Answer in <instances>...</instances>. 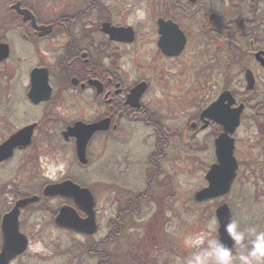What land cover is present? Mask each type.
<instances>
[{"label":"flooded vegetation","instance_id":"obj_1","mask_svg":"<svg viewBox=\"0 0 264 264\" xmlns=\"http://www.w3.org/2000/svg\"><path fill=\"white\" fill-rule=\"evenodd\" d=\"M18 1L22 9L32 12L37 25L25 22L10 8L11 4L5 6V16L12 14L13 19L20 20L16 22L18 25H0V44L8 45L9 50V55L0 61V146L25 128L33 126V130L30 144L16 147L11 158L0 162V168L22 154L17 172L30 174V179L25 178L27 183L35 182L39 179L40 152L56 154L57 143L62 145L64 142L73 144L77 153L76 139H65L64 132L79 122L95 124L104 120H109V129L94 134L87 148V158L95 138L100 141L126 139L133 135L131 128L134 130L136 124H141L153 133L155 152L151 154L150 163L157 164V173H162L165 158L166 164L169 163L170 152L178 153L176 164L179 159L183 160L187 144L199 142L201 133L207 134L204 142L208 141L211 146L216 163V140L225 130L215 118L220 120L225 117L227 121L232 116V110L241 107L240 126L233 135L235 156L238 134L244 128L249 135L243 136L248 142L246 153L253 157L246 169L258 180L254 184L255 200L260 202L264 197V183L260 182L264 178V0H130L126 4L130 10L144 6L164 11L153 26L156 38H146L140 45H137V32L133 26L117 25L111 21L84 25L83 20L92 13L107 10L103 0H56L55 6L61 13L51 21L43 20L40 11L26 5L23 0L14 2ZM36 1L38 5L43 4L42 0ZM119 3L121 1L118 0ZM9 8L11 11H8ZM158 19L172 21L185 36L186 43L179 55L168 56L159 47L162 35ZM104 23L114 27H132L134 41L127 43L111 39L102 31ZM15 40L23 42L25 48L18 50ZM150 44L153 49L151 53L145 52L143 66L138 69L137 65L136 73L133 69L136 51L142 52ZM35 70H40L38 75L42 81L47 76L51 89L49 93H35V99L50 96L49 100L38 104L30 96ZM56 70L66 74L63 85L56 83ZM15 76L19 77L20 86L14 84ZM58 88L71 96L70 103L82 104L81 114L85 108L94 109L96 114L91 119L81 117L58 122L55 103ZM20 104L25 106L28 115L39 108L42 118L28 120L26 114L21 115ZM214 106L212 114L205 113ZM21 118L26 123L14 130L13 122ZM174 142H178V148ZM53 156H44L47 160L44 164L52 165L55 162ZM238 166L240 171L239 162ZM69 180L76 182L70 177L46 183L40 189ZM155 183L153 179L147 181L146 197L153 195ZM88 188L93 191L91 186ZM42 193L32 195L40 197L38 203L52 200L42 198ZM26 197L30 196L14 198L15 202L6 208L0 204V216L4 210L7 213L16 201ZM66 202L63 206L75 205L71 199ZM30 206L32 204L25 209ZM58 211L55 210V217ZM79 214L87 217L81 211ZM124 216L120 212V222ZM22 227L20 219L21 231ZM2 239L1 234V246ZM99 253L97 258L101 261Z\"/></svg>","mask_w":264,"mask_h":264},{"label":"rangeland","instance_id":"obj_2","mask_svg":"<svg viewBox=\"0 0 264 264\" xmlns=\"http://www.w3.org/2000/svg\"><path fill=\"white\" fill-rule=\"evenodd\" d=\"M14 1L0 0V9L3 10V14H0V25H18L16 22L20 19H13L12 14L5 16L7 12H4V7ZM42 1L43 4L38 5L36 0H23L26 5H32L36 11H40L39 15L43 20L51 21L59 16L61 10L55 6L56 0ZM119 1L120 5L117 4L118 0H103L107 10L92 13L83 20L84 25H100L103 21H111L117 25L133 26L137 32V45L146 38H156L153 35V26L164 11L161 8L157 10L155 7L144 6L130 10L126 5L130 0ZM8 11H11L10 8ZM15 41L18 50L25 48L23 42ZM151 49L152 44L145 46L142 52L137 49L133 68L136 73L143 66L145 52L151 53ZM64 78L66 79V74L63 71L60 74V70H56L57 85L66 83ZM13 82L21 85L17 76ZM56 95L58 122L81 117L91 119L96 114L90 108H85L81 114L82 104L70 103L71 96L62 93L59 88ZM19 107L21 115L26 114L28 120L42 118L39 108L28 115L24 105L20 104ZM24 123L26 122L22 118L15 120L14 130L22 127ZM131 132L133 135L118 140L120 143L113 139L100 141L95 138L88 151L89 164L86 167L80 165L73 144L57 143L56 154L40 152L39 179L32 183H27L25 179H30V174L27 176L17 172L22 154L0 168V204L5 208L15 202L13 194L17 190L25 189L26 196L34 193L40 195L39 192H42L46 183H56L70 177L85 187L91 186L96 199L99 229L93 237L73 233L55 225V210L67 203L62 198L42 201L23 210L20 218L24 225L22 231L29 236L30 246L26 254L11 264H98V252L103 258L110 257V264H175L176 257L189 254L185 239L205 231L208 222L216 217V208L224 202L230 205L234 219L240 223L242 229L256 226L264 230V197L260 202L255 200L257 196L254 184L258 180L246 169L253 157L246 153L248 142L243 136L249 135L244 128L238 134L236 158L240 171L231 194L220 200L202 203L195 200V195L207 186L205 177L215 160L208 141L204 142L207 134L201 133L200 141L195 145L187 144L184 159H179L178 164L175 162L178 153L170 152L169 163L166 164V158L162 161L163 171L159 174L156 172L157 164L150 163L151 154L155 152L152 146V130L136 124ZM110 136L113 138V135ZM174 144L178 148V142ZM48 155H54L55 160L50 166L44 164L47 162L44 156ZM151 179L158 183L154 184L152 190L155 196L146 197L147 181ZM263 180L264 178L260 182L264 183ZM133 209L137 212H132ZM120 212L125 215L121 222L118 217ZM127 212L130 213L127 215ZM112 229L118 232L117 237L104 247L103 244ZM212 235L218 236V228Z\"/></svg>","mask_w":264,"mask_h":264},{"label":"water","instance_id":"obj_3","mask_svg":"<svg viewBox=\"0 0 264 264\" xmlns=\"http://www.w3.org/2000/svg\"><path fill=\"white\" fill-rule=\"evenodd\" d=\"M12 9L16 10L23 16L25 22L31 21L32 25H37L36 18L28 9H22L20 1L12 5ZM157 24L160 28L161 39L159 47L164 50L168 56L179 55L186 43V38L178 29V26L172 21H165L158 19ZM43 30L42 27H38ZM102 31L109 34L111 39L122 42H133L134 30L132 27L122 28L114 27L110 23H104ZM181 35V38H180ZM9 55L8 45L0 44V61L4 60ZM40 70H35L32 74V91L31 98L38 104L39 102L49 100L50 96H44L35 99V93L40 94L50 92L48 86V78L45 76L42 81L38 75ZM145 85V84H144ZM142 93L144 86L142 85ZM137 91V90H136ZM234 99L232 104H234ZM211 107L205 113L212 114ZM242 108H235L232 110V116L229 120L222 119L215 120L223 125L224 134L216 140V157L217 162L213 164L206 174L208 186L198 191L195 195V200L199 203L221 198L229 194L232 185L237 176L238 163L234 156L235 140L232 135L240 125V116ZM109 129V120H104L95 124H85L83 122L76 123L69 127L64 132L65 139L73 137L76 139L77 157L81 164H88L87 147L95 133L99 131H107ZM33 126L25 128L16 135L12 136L4 144L0 146V162L7 160L13 156V151L18 146H27L30 144ZM44 196L48 198L64 197L74 200L75 207L65 205L60 210L55 218V223L61 228L73 230L78 233L86 235H94L98 230L96 220V202L93 193L88 188H83L73 181H65L60 184L49 185L44 190ZM40 197L32 196L23 198L16 202L15 207L4 215L2 219V233L3 245L0 252V264H10L12 260L21 256L28 249V238L20 232V214L21 210L26 208L31 203L38 202ZM82 210L87 214L86 218H82L77 210ZM216 217L219 220L218 236L229 247L232 246V241L228 239L224 232V225H226L230 218H233L230 206L227 203L222 204L216 209Z\"/></svg>","mask_w":264,"mask_h":264},{"label":"clouds","instance_id":"obj_4","mask_svg":"<svg viewBox=\"0 0 264 264\" xmlns=\"http://www.w3.org/2000/svg\"><path fill=\"white\" fill-rule=\"evenodd\" d=\"M218 226V218L213 217L205 231L187 237L184 243L189 254L176 257L175 264H264V230L256 226L242 229L236 219L230 218L224 225L232 241L229 247L218 236L213 237Z\"/></svg>","mask_w":264,"mask_h":264},{"label":"trees","instance_id":"obj_5","mask_svg":"<svg viewBox=\"0 0 264 264\" xmlns=\"http://www.w3.org/2000/svg\"><path fill=\"white\" fill-rule=\"evenodd\" d=\"M11 3H9L8 5H10ZM7 5V6H8ZM6 11V7L4 8V12ZM1 13H3V10H2V8L0 9V14ZM19 22V21H18ZM34 193V192H33ZM40 193V192H39ZM34 194H37V193H34ZM13 196H14V198L15 199H19V198H21V197H24V196H26V193H25V189L24 190H17V191H15L14 192V194H13ZM10 207V206H9ZM6 212V210H4V212L3 213H5ZM2 216V215H1ZM111 224V223H110ZM113 226V225H112ZM114 228V227H113ZM118 233V232H117ZM117 233L114 231V229H112L111 230V232H110V235L106 238V242H105V244H103L104 245V247H107V244H109V243H111L114 239H116V237H117ZM106 250V249H105ZM100 259H101V261L98 263V264H110V262L112 261V259L109 257H105V258H103V256L100 254Z\"/></svg>","mask_w":264,"mask_h":264}]
</instances>
